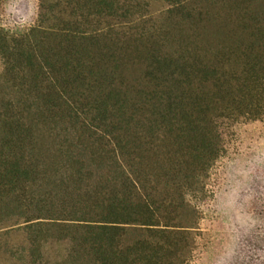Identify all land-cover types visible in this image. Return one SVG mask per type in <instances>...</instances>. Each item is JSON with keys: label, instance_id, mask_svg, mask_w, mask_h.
I'll use <instances>...</instances> for the list:
<instances>
[{"label": "trees", "instance_id": "16d2710c", "mask_svg": "<svg viewBox=\"0 0 264 264\" xmlns=\"http://www.w3.org/2000/svg\"><path fill=\"white\" fill-rule=\"evenodd\" d=\"M36 1L0 23V260L188 264L217 164L264 119V0Z\"/></svg>", "mask_w": 264, "mask_h": 264}, {"label": "rangeland", "instance_id": "374dc122", "mask_svg": "<svg viewBox=\"0 0 264 264\" xmlns=\"http://www.w3.org/2000/svg\"><path fill=\"white\" fill-rule=\"evenodd\" d=\"M161 7L154 3L151 9ZM36 10V0H7L0 7V23L8 29L28 27ZM240 36L232 26L208 27L207 58L215 48L222 47V55L229 46L228 55L234 52L233 44ZM211 189L213 197L204 210L197 247L188 264H264V119L240 128L216 166Z\"/></svg>", "mask_w": 264, "mask_h": 264}]
</instances>
